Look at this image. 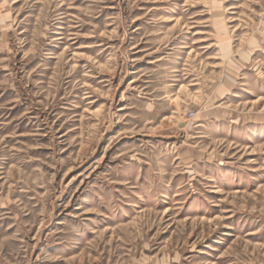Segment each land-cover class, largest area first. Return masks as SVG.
<instances>
[{"label":"rangeland","instance_id":"374dc122","mask_svg":"<svg viewBox=\"0 0 264 264\" xmlns=\"http://www.w3.org/2000/svg\"><path fill=\"white\" fill-rule=\"evenodd\" d=\"M0 264H264V0H0Z\"/></svg>","mask_w":264,"mask_h":264}]
</instances>
